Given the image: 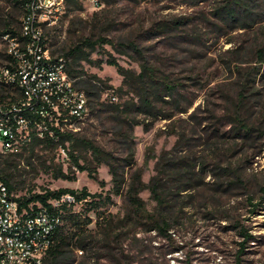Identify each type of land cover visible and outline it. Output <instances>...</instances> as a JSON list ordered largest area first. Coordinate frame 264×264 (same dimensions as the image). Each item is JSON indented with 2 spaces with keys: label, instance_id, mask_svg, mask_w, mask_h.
<instances>
[{
  "label": "rangeland",
  "instance_id": "rangeland-1",
  "mask_svg": "<svg viewBox=\"0 0 264 264\" xmlns=\"http://www.w3.org/2000/svg\"><path fill=\"white\" fill-rule=\"evenodd\" d=\"M226 6V0H105L97 9L68 8L49 30L54 55H64L85 38L112 42L95 50L84 47V54L70 59L76 77L97 75L108 88L99 99L88 97L90 116L76 133L125 165L127 179L141 172L149 183L163 157L165 167L175 169L163 176V184L178 202V212L182 208L169 230H152L147 217L132 212L128 186L120 196L114 194L109 166L85 147L75 154L93 175L76 169L60 146L42 143L34 152L30 146L19 155L0 157V169L21 198L61 189L100 196L96 209L89 210L88 203L76 208L83 219L93 220L87 228L97 240L87 259L77 252L74 264H264V62L258 57L264 20L230 23L223 16ZM24 13L17 0H0V32L9 21L19 29ZM129 43L141 55L128 49ZM110 59L136 75L147 61L178 85L179 103L168 97L157 119L140 113L132 106L138 92L129 86L121 91L124 77L107 64ZM76 87L84 90L79 81ZM108 90L117 94L111 102L130 103L127 115L112 111ZM136 116L152 124L151 130L136 126L129 141ZM241 124L252 128L250 134L239 131ZM132 147L135 161L128 166ZM189 165L195 167L191 173L179 171ZM178 172L184 175L176 177ZM192 177L197 180L187 184ZM140 197L156 214L150 191ZM103 231L109 240H102Z\"/></svg>",
  "mask_w": 264,
  "mask_h": 264
},
{
  "label": "built area",
  "instance_id": "built-area-1",
  "mask_svg": "<svg viewBox=\"0 0 264 264\" xmlns=\"http://www.w3.org/2000/svg\"><path fill=\"white\" fill-rule=\"evenodd\" d=\"M78 1L100 7V0ZM68 8L69 0H27L20 29L0 34V57L5 59L0 64V85L14 90L12 102L0 104L2 154H20L36 139L76 133L90 116L89 98L76 87L69 60L53 54L47 37ZM106 97L117 101L114 90ZM84 202L67 193L49 200L48 206H26L0 181V264H43L64 216Z\"/></svg>",
  "mask_w": 264,
  "mask_h": 264
},
{
  "label": "trees",
  "instance_id": "trees-1",
  "mask_svg": "<svg viewBox=\"0 0 264 264\" xmlns=\"http://www.w3.org/2000/svg\"><path fill=\"white\" fill-rule=\"evenodd\" d=\"M17 2L23 4V9L25 12L27 0H17ZM103 2H105V0H100L99 5L102 6ZM226 2L227 6L223 10V14H225L223 16L230 20V23L236 21H243L244 24H246L248 21L256 23L257 20H264V0H250V2L248 3L246 0H226ZM82 5L83 4L78 0H69L70 9L81 8ZM6 25L7 28L2 33L10 32L12 34H16V32L20 29L12 28L10 21ZM47 37L50 41L49 34H47ZM107 43L112 42H109V40H106L105 38L101 37L96 41H93L91 38H85L75 47L70 49L69 52L64 54V56L69 60L70 74L72 75V77L74 76L77 79V82L79 81L80 85L84 88L83 91L86 92L89 98L99 99L102 94L101 92L107 90L108 88H105V82L97 75H91L83 79L82 77H76L74 75L73 68H71L70 66V59L78 54H84V47H89L92 50H95L98 45H103ZM126 47L128 49H132L133 51L141 55V52L137 45L129 43L126 45ZM89 56L90 54L86 55L88 59ZM258 57L264 62V46L262 49L258 50ZM107 64L116 67L118 73L124 77V82L121 87V91L126 86H129L131 89H133V91L138 92V102L132 104V106H137L138 111L140 113H143L148 116H154L155 119H157V117L159 116L157 109L161 104L169 103V100H167L168 97L172 98V104L179 103V98L181 97V94L178 85L170 81L168 78L163 77V75L159 76V70L156 67L150 65L147 61L143 62L141 66L142 71L139 75H136V73L132 70L124 68L115 59L108 60ZM98 65L101 66L102 62H99ZM13 91L14 90L12 88L0 85V104L12 102V100H10V97L12 98L11 93ZM109 101L111 102V100ZM110 106L113 112H119L122 116L127 115V111H129V108H131L130 103L122 106L119 103L111 102ZM185 112L186 111H183L181 113ZM172 118V115L165 116V119ZM236 122L240 123L241 120L237 118ZM124 123L130 125L127 120H125ZM139 125H143L145 131H150L152 126V124H143L142 122H139L136 116L131 121L130 136L128 137L129 141L132 136L134 127ZM239 131H243L246 134H250L252 128L247 126L246 124H241V128L239 129ZM42 143L50 147L60 146L64 151L68 152V155L72 157L73 166L76 169H78L80 172L89 171L91 172V175H93V172L92 170H90V167L87 165H82L80 163V158L75 154L77 149L80 147H85L86 149L92 152L95 158L102 159V161L105 162L110 168V174L112 175V182L114 185V194L120 196L122 194L124 186L127 185V201L132 208V212L141 218L147 217L148 220L152 223V230L166 232L171 228V223L176 220L180 211H182L181 208L178 212V202H174L170 199L169 192L163 184V176H167V173L172 175L175 174L174 168L167 169L168 166L165 167V165L163 164V157L157 165L156 175L151 178L149 183H145L142 179L141 172L133 173L132 176L127 179V173H125L124 170L125 165L115 163L112 155L105 153V151L101 147L96 146L87 138L79 137L77 133H59L58 138L53 140L36 139L27 147H25L24 150L31 146V151L34 152L36 146ZM66 143H69V147L66 146ZM5 155L13 156V154L0 153V157H4ZM105 156L107 158H104ZM134 159L135 150L132 147L131 156L127 161L128 166H131L133 164V162L135 161ZM202 169L204 170V167ZM194 170L195 167L190 165L179 168V171L185 172L184 174L189 173V171L191 173ZM184 174H179L178 172L176 177H181ZM60 177L69 176H64L63 174H61ZM93 177L97 179L95 175ZM196 180L197 178L192 177L187 180V184H189L191 181ZM0 181L4 182L9 187L10 191L13 192V186L9 182L7 176L4 173V170L2 169H0ZM101 186L104 187L105 183L103 182ZM146 190L150 191L152 199L157 204L155 211L156 214L151 213L147 210L145 201L140 197L141 193ZM67 193L76 195L78 200L80 201L87 200V202L84 203H88L87 207H89V210L96 209L102 202L101 199L96 200V198L100 196L91 195L90 193H88L87 190L77 191L71 189H61L58 191L46 190L45 193L35 194L31 196V199L22 198V202L26 206H28V204L30 203H40L41 205L48 206L49 200L58 198L61 195ZM107 200L111 201L110 198H108ZM92 221L93 220L91 218L83 219V216H81V213H78V211H68L67 214L64 216L63 225L56 231L54 235L53 245L48 251L46 257L44 258L43 264H74L76 262V254L78 251L82 252V256L85 255L86 257V253H88L89 250L94 248L95 240H97V235H95V232L87 228L90 224L93 223ZM100 228H102V226ZM109 239V232L107 231L106 233L105 231H103L102 240ZM244 250L245 246L242 245V253L244 252ZM85 257L84 259H87V257Z\"/></svg>",
  "mask_w": 264,
  "mask_h": 264
}]
</instances>
